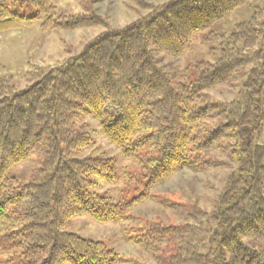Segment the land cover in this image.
I'll list each match as a JSON object with an SVG mask.
<instances>
[{"label":"trees","instance_id":"trees-1","mask_svg":"<svg viewBox=\"0 0 264 264\" xmlns=\"http://www.w3.org/2000/svg\"><path fill=\"white\" fill-rule=\"evenodd\" d=\"M253 1L169 0L126 28L105 31L75 61L48 71L27 90L0 99V234L13 240L26 264H125L99 243L61 231L66 221L78 216L103 224L126 221L145 193L183 169H203L202 156L229 139L240 146L230 155L239 177L229 179L209 248L203 254L186 251L170 263L264 264V143L255 144L252 137L256 126L264 125V19H252L231 37L257 44L262 56L260 68L242 85L240 101L218 105L205 96L228 86L240 69L230 52L222 51L213 65L192 69L194 79L187 84L155 57L156 52L180 57L195 36ZM15 4L35 13L19 16L10 11ZM55 17L51 0H0V32L37 21L44 30L96 24L86 16ZM85 116L98 121L125 157L148 155L144 193L122 204L94 190L97 183H114L115 174L101 159L79 157L90 140L74 124ZM35 154L44 156L38 171L29 183L13 187L8 171ZM141 232L135 243L149 250L172 235L181 241L198 233L191 226ZM248 240L263 248H250Z\"/></svg>","mask_w":264,"mask_h":264},{"label":"rangeland","instance_id":"rangeland-1","mask_svg":"<svg viewBox=\"0 0 264 264\" xmlns=\"http://www.w3.org/2000/svg\"><path fill=\"white\" fill-rule=\"evenodd\" d=\"M169 0H51L55 21L86 16L96 23L90 28L65 31L44 30L37 21L15 30L0 32V99L9 98L27 90L32 84L52 69L75 61L86 46L98 39L105 31L121 30L141 20L150 9ZM11 12L30 17L35 10L29 6L15 4ZM252 19H264V1L256 0L229 13L204 33L195 36L188 51L178 58L156 52L159 65L167 73L175 75L181 83L194 79L192 69L202 65H213L222 51H228L241 63L228 86H219L205 93L208 103L218 105L241 100L245 93L243 84L261 65L259 46L251 42H233L237 28L246 26ZM241 35V34H240ZM80 135L89 137V145L79 157L101 159L114 168L115 182L97 183L94 190L112 201L126 203L137 192L144 193L147 183L144 175L149 170L142 157L127 158L101 131L98 121L91 117H79L74 124ZM252 132L253 143H264V125L260 123ZM229 134V132H228ZM233 140H224L220 150L202 156L205 167L199 170L183 169L167 181L156 186L145 198L129 208V218L122 223H98L88 216L69 219L61 229L83 240L99 243L108 251L119 255L125 264H172L171 258L195 249L203 254L209 248V235L218 214V206L229 190V179L237 173V163L230 157L240 146ZM138 155L141 156L139 153ZM44 156L35 154L8 171L7 177L13 187L29 183L38 171ZM142 160V161H141ZM202 165V164H201ZM204 165V164H203ZM226 195V196H225ZM264 195V181H263ZM176 228L191 226L198 233L191 237L165 238L154 249L135 243V238L157 227ZM173 233V231H172ZM139 239V238H137ZM136 239V240H137ZM249 241V240H248ZM246 241V242H248ZM250 248H263L261 243L249 241ZM223 261V257H220ZM0 264H26L21 251L14 246L7 234H0ZM224 264V263H223Z\"/></svg>","mask_w":264,"mask_h":264}]
</instances>
